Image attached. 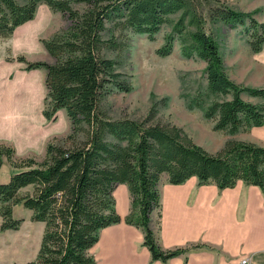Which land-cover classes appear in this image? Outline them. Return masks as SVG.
<instances>
[{
  "label": "trees",
  "instance_id": "1",
  "mask_svg": "<svg viewBox=\"0 0 264 264\" xmlns=\"http://www.w3.org/2000/svg\"><path fill=\"white\" fill-rule=\"evenodd\" d=\"M39 5L64 15L69 23L40 41L51 62H29L23 56L4 61L22 63L24 71L44 70L41 116L54 121L62 110L69 131L48 141L39 160L17 159L12 146L0 143V165L4 159L12 169L0 182V229L17 228L19 219L12 216L16 205L30 210L32 221L43 223L36 255L21 264H94L88 249L99 230L121 220L112 197L116 184H125L130 197L122 221L141 230L151 260L160 261L186 250L160 249L149 228V214L159 207L157 184L162 173L170 184L195 176L199 184L210 182L219 189L238 180L264 188V146L228 138L210 153L183 129L157 120L165 97L152 100L140 119H113L102 108L111 93L131 90L129 78L117 70L114 59L126 48V34L151 39L168 24L170 33L155 54L168 56L178 40L182 56L205 64L203 86L188 89L184 79L179 80L184 107L200 111L214 131L233 134L261 126L264 87L249 88L228 79L211 29L247 21V45L257 54L264 46V22L252 18L257 10L236 11L220 0H0V39L31 21ZM241 94L262 103L246 102Z\"/></svg>",
  "mask_w": 264,
  "mask_h": 264
},
{
  "label": "crops",
  "instance_id": "2",
  "mask_svg": "<svg viewBox=\"0 0 264 264\" xmlns=\"http://www.w3.org/2000/svg\"><path fill=\"white\" fill-rule=\"evenodd\" d=\"M23 68L22 63L0 57V143L15 152L43 149L48 140L39 130L45 121L41 116L45 72ZM245 135L240 140L264 146V117L261 126ZM157 188L159 207L149 214L155 242L162 250H186L165 261L151 260L142 245L141 230L122 221L130 197L127 186L120 183L112 197L121 220L99 230L97 241L88 249L94 264H240L243 257H248L249 264H264V188L238 180L232 187L219 189L210 182L199 184L195 176L170 184L164 173Z\"/></svg>",
  "mask_w": 264,
  "mask_h": 264
},
{
  "label": "rangeland",
  "instance_id": "3",
  "mask_svg": "<svg viewBox=\"0 0 264 264\" xmlns=\"http://www.w3.org/2000/svg\"><path fill=\"white\" fill-rule=\"evenodd\" d=\"M220 1L231 9L244 13L257 10L252 18L257 22H264V0ZM177 16V14L171 16L169 24L172 25ZM68 24L64 15L52 12L44 5H39L31 21L16 29L10 38L0 39V57L6 59L23 56L29 62L50 63L51 59L43 48L38 49L42 45L37 44L35 38L39 35L40 41L47 40L55 33L64 30ZM211 29L228 79L240 86L264 87V46L257 54L250 52L247 45L248 22L245 21L243 25L232 27L217 24ZM170 30V25L166 24L151 39L144 34H126V48L114 59L117 70L129 78L131 90L128 93L113 92L108 95L102 103L103 110L113 119L121 117L140 119L146 114L152 100L158 101L165 97L167 98L166 105L158 108L157 120L183 129L196 144L206 151L214 153L228 138H247L245 132L228 134L214 131L212 122L204 120L200 111H189L184 107L179 96V80L183 78L184 86L188 89H193L197 84L203 86L205 84L203 74L205 64L195 57L182 56L181 44L178 40L173 41L172 50L168 56L158 57L155 51ZM26 41L32 42H28L31 47H27ZM21 52L26 54H21ZM41 92L43 100L44 87ZM151 95L153 99L150 98ZM240 97L246 102L262 103L261 99H252L246 94H241ZM39 130L42 131L43 137L48 138L47 142L52 139L57 140L68 133L69 122L64 112L60 110L56 112L54 121H42ZM37 132L38 128L35 127L34 136ZM78 137L80 138L81 135L79 134ZM44 148L32 149L31 152L14 151V157L17 159L32 157L39 160L43 156ZM11 170L8 162L2 159L0 182L6 179ZM26 191L28 188L22 189L20 193ZM157 210L158 208L154 209V211ZM12 216L19 219V224L16 229H0V264H21L31 260L36 255L39 246L43 223L32 221L30 210L20 205L12 207Z\"/></svg>",
  "mask_w": 264,
  "mask_h": 264
},
{
  "label": "built area",
  "instance_id": "4",
  "mask_svg": "<svg viewBox=\"0 0 264 264\" xmlns=\"http://www.w3.org/2000/svg\"><path fill=\"white\" fill-rule=\"evenodd\" d=\"M239 263H240V264H249V263H248V257H243V258H241Z\"/></svg>",
  "mask_w": 264,
  "mask_h": 264
},
{
  "label": "clouds",
  "instance_id": "5",
  "mask_svg": "<svg viewBox=\"0 0 264 264\" xmlns=\"http://www.w3.org/2000/svg\"><path fill=\"white\" fill-rule=\"evenodd\" d=\"M40 36L38 35L36 38H35V42L37 43V44H39L40 43ZM21 54H26V53H24V52H21Z\"/></svg>",
  "mask_w": 264,
  "mask_h": 264
}]
</instances>
